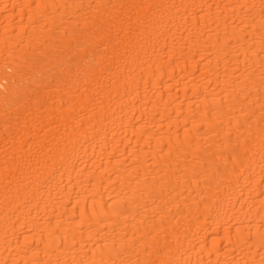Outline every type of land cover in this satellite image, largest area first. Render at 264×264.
<instances>
[{"label":"bare ground","instance_id":"1","mask_svg":"<svg viewBox=\"0 0 264 264\" xmlns=\"http://www.w3.org/2000/svg\"><path fill=\"white\" fill-rule=\"evenodd\" d=\"M0 264H264V0H0Z\"/></svg>","mask_w":264,"mask_h":264}]
</instances>
